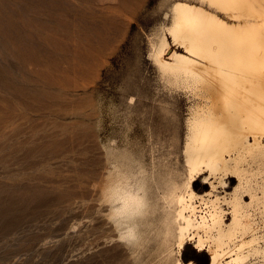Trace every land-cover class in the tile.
<instances>
[{"label":"rangeland","instance_id":"1","mask_svg":"<svg viewBox=\"0 0 264 264\" xmlns=\"http://www.w3.org/2000/svg\"><path fill=\"white\" fill-rule=\"evenodd\" d=\"M173 1L0 0V264H175L159 231L186 175L195 89L152 57L162 33L177 46ZM143 186L130 235L117 196ZM193 187L210 189L202 176ZM179 257L210 258L192 241Z\"/></svg>","mask_w":264,"mask_h":264},{"label":"bare ground","instance_id":"2","mask_svg":"<svg viewBox=\"0 0 264 264\" xmlns=\"http://www.w3.org/2000/svg\"><path fill=\"white\" fill-rule=\"evenodd\" d=\"M170 11L166 31L177 46L169 49L162 33L152 57L171 80L191 82L195 99L182 150L186 175L165 190L172 210L160 235L173 240L175 264H194L179 257L189 241L207 251L208 264H264V0H175ZM199 176L210 188L202 194L193 187ZM233 179L232 190L214 193ZM146 189L117 196L130 235ZM250 256L256 261L247 263Z\"/></svg>","mask_w":264,"mask_h":264}]
</instances>
